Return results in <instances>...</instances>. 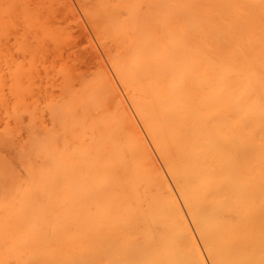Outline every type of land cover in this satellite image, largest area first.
Listing matches in <instances>:
<instances>
[{"label": "bare ground", "instance_id": "obj_1", "mask_svg": "<svg viewBox=\"0 0 264 264\" xmlns=\"http://www.w3.org/2000/svg\"><path fill=\"white\" fill-rule=\"evenodd\" d=\"M93 2L151 146L108 78L37 117L0 43V264H264V0Z\"/></svg>", "mask_w": 264, "mask_h": 264}, {"label": "rangeland", "instance_id": "obj_2", "mask_svg": "<svg viewBox=\"0 0 264 264\" xmlns=\"http://www.w3.org/2000/svg\"><path fill=\"white\" fill-rule=\"evenodd\" d=\"M0 1L3 2V0H0ZM12 1L13 2H11V3L9 2V4L3 3V4L8 6V9L11 6V10L10 11H8V9L5 6V9H7V10L4 9L5 13H4V11H3V14L0 12V18L3 15H5V18L3 17L2 19L6 20V21L5 20L2 21V19H0L1 20L0 22H5V24H6V22L8 21L7 25H5L3 23L0 24V32L1 33H2V31H5V29H6V33L3 32L4 36L0 38V39H4L3 41H0V43L3 46L1 44H0V46H2L1 49L2 48L4 49V54L5 55L3 57H5L7 55L6 56V60H7V58H8L9 61L12 60L11 64H12V62L18 63V64L21 63V64H23L22 65L23 68H24V65L27 64L26 67L24 68V73H25V69L28 68L27 66H29V71H31V72L27 73V70H28L27 69L26 73H27V75H29L31 73L30 74L31 78H29V76L27 77V75L25 73V75H26L25 77L26 78H24V80L22 79V82L25 81V82L22 83V85L24 83L25 84L28 83V85L31 84V85H29L30 88H32V90H33V92H32L31 89L29 88V90H30L29 92H31V94H29L28 89L26 90V87H23V88L25 89L24 92L26 91L29 94V95L26 94V95H28V98H33L32 101H30L31 99L29 101L30 102H34L35 101L33 103V107L35 106L37 108L36 105H40V107H41L42 105L46 104L45 103L46 101L44 99H46V98L49 99L50 98L49 96L52 97V95H54L53 97H55V98H59L61 95L65 94L69 90L67 87H65L68 90L66 92H63V89H62L63 87H60L61 83L63 82V78H64L62 76V73L68 75V76H66V75H64V76L66 78L68 77V80L72 83V85L74 84L72 86V87H74L73 89L70 87V90H72V91H69L70 93L67 92V94L65 96H68L69 94H71L73 92V90H77L76 88L80 89L81 88L80 85H81L82 81H83L84 84H85V81H86L85 85L88 86V87H84V88H87V89H84V91L85 90L89 91V89L93 88L94 85H97L99 80H100L99 83L101 84V80H102L101 77H104L106 79L108 78L107 79L108 82L110 84H112L113 86H115L116 89H117V90H115V89L114 90L117 91L116 95L119 97V99L122 100V103L120 102L121 105H122V108H123V105H124L125 108H123V109H127L125 111H127V113L129 112L128 113L129 116L131 115L130 117L134 118V121H135L134 123L137 125V127H136L137 130L139 128V131L141 132L142 136L143 137L145 136L144 138L146 139V141L149 144V146H151V144L149 142V139H148V137H147V135H146V133L144 131L142 123L140 122V120L138 118H136L137 115L134 113V110L132 109L131 103L128 101L127 96L125 94H123L124 90H123V88H121L122 86L119 83V81H118V79H117V77H116V75H115V73H114V71H113V69H112V67L110 65L109 56L107 54H109L108 52H110V54H111L114 51V49H113L114 45L113 46L111 45V47H110V44H108L109 49H107V50H106V48H108L107 46H106V48L103 47L102 44H105V41L107 40V42H108L109 40L105 39L104 41H102V39L104 37L103 38L101 37L102 39L99 37L100 36L99 35L100 32L98 34V30H99L98 28H99L100 25H99V23L97 24L98 21L97 22H95V21L92 22L91 21L93 18L96 19V16L94 17V15H97V14H94V15L91 14L92 15L91 16L90 13H88V14L86 13L87 9L89 10V8H90V10H91V8L93 6H95L94 5L95 2H93V0L92 1H90V0L84 1L83 0L84 3L82 1L80 2V0H29V1L28 0H12ZM25 5H26V7H25ZM27 5H28V8H27ZM89 6H91V7H89ZM86 7H88V8H86ZM0 8H2V9L4 8L2 4L0 5ZM2 9H0V11H2ZM28 10H30V11H28ZM31 11H32V13H31ZM42 14H44L45 16L42 15ZM54 14H58V15H54ZM23 15L26 16V17H24ZM88 15H90L92 17V19ZM8 16H9V18H8ZM10 22H12V23H10ZM43 22H44V24H43ZM91 24L93 25V27H92ZM3 25L6 26V27H4ZM94 25H96V26H94ZM2 26H3V30H1ZM50 26H51V29H50ZM33 29H34V31H33ZM35 30H36V32H35ZM60 32H61V34H60ZM1 33H0V35H1ZM49 34H50V36H49ZM6 37L8 38V40H7ZM99 38L101 39V42H100ZM102 42H104V43H102ZM107 42H106V44H107ZM56 43H57V45H56ZM110 43H111V40H110ZM61 49H64V50H61ZM63 52H65V53L63 54ZM33 54H34V56H33ZM33 57H34L35 60H33ZM27 59H29V60H27ZM97 63L99 64V66H98ZM18 64H16V65H18ZM42 65H44V66H42ZM9 66H10V64L8 63V67ZM48 66L50 68H48ZM20 67H21V65L17 68V70ZM30 67H32V69ZM2 69H1V73L3 72L4 76L7 77L8 73L7 74H6V72L4 73V71L7 70V69L5 68L3 71H2ZM20 71H21V69H20ZM1 73H0V75H2ZM95 73H97V74H95ZM100 75H102V76H100ZM76 76H78V77H76ZM97 77H99V78H97ZM7 78L9 79V77H7ZM43 78L45 80H43ZM75 78H77L78 80L75 79ZM94 78H95V80H94L95 84L92 83L91 85H93V86H90L91 88H89L90 84L87 85V82L91 83L90 81H92V79H94ZM111 78H112V80H111ZM8 79L5 78L4 81L7 80V83H8ZM25 79H29V80H25ZM68 80H65L64 82L67 83ZM2 81H3V79H2ZM112 81L114 82V84H113ZM70 82L67 83V85H70ZM25 84H24V86H25ZM62 85H63V83H62ZM99 85H97V87H99ZM82 86H84V85H82ZM6 87H7V85H6ZM101 89L103 90V88H101ZM3 90H4L3 93L6 95V97H8L7 101H9L11 103L13 101V98L8 95V91H6L7 88L5 90V88L3 86ZM61 90H62V94L58 97L59 93H61ZM77 91L79 92V90H77ZM81 91H82V88L80 89V92ZM53 92H54V94H53ZM74 92H76V91H74ZM26 95H24V96H26ZM31 95H33V96H31ZM65 96H63V97H65ZM117 96H116V98H118ZM23 98L25 99L26 97H23ZM55 98H53V101H55V102L56 101L58 102V100L62 99L61 97H60L61 99H58V100H56ZM109 99H110L109 101H111V103L108 100H106L105 103L108 101L110 103V105H108V104L107 105L110 107V106H112L111 105L112 103L114 104V102H112V100H114V99H111V97H109ZM24 101L26 102V99ZM50 101H52V100H50ZM25 102H24L23 106H26L27 104H29V103L26 104ZM34 104H36V105H34ZM125 104L127 105V107H126ZM47 105H45V107H44L45 110L47 109V107H46ZM27 106H28V108H27ZM27 106H26V109L30 110L31 106H29V105H27ZM40 107L38 106V108H40ZM36 108H35L34 112H35L36 115H38L37 117H39V115L42 116L43 114L39 113L40 110L38 108H37V111H36ZM44 108H43V106L41 107L42 110H44ZM110 109L112 110V107ZM33 110H34V108H33ZM47 112H44L43 121L45 120L46 121L45 124L49 125L48 124L49 120H47V119H49L50 117H49V113H47ZM47 114H48V116H47ZM27 117H28V115H27ZM27 117H25V118L21 117L22 120H23V124H25V125H27L26 124L27 123L26 120L28 119ZM36 118L34 120H36ZM27 121H29V119ZM39 122H37V124ZM34 123H35V128L36 129L38 128V130H39L40 127H37L36 121ZM23 124H22V126H23ZM42 126L47 127L46 125H43V123H42ZM47 128H49V126ZM23 131H24V129H23ZM24 133L22 132L20 134L22 135ZM22 137H21V139H25L26 138L25 136L23 138ZM25 140H27V138ZM150 148H151L150 150L152 151L153 156L156 158V155H155L152 147H150ZM156 160H157L161 170L164 172V169H163L162 165L160 164V162L158 161L157 158H156ZM166 178L169 181L168 183H169L170 187H172L171 182L168 179L167 175H165V179ZM172 190H174V189H172ZM192 232L194 233V231H192ZM199 247H200V245H199Z\"/></svg>", "mask_w": 264, "mask_h": 264}]
</instances>
